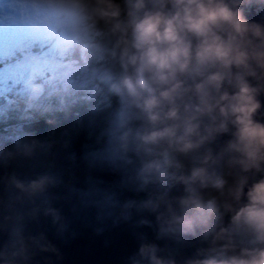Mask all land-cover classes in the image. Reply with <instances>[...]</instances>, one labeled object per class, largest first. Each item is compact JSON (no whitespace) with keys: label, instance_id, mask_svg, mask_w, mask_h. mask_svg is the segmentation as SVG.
I'll list each match as a JSON object with an SVG mask.
<instances>
[{"label":"clouds","instance_id":"1","mask_svg":"<svg viewBox=\"0 0 264 264\" xmlns=\"http://www.w3.org/2000/svg\"><path fill=\"white\" fill-rule=\"evenodd\" d=\"M247 0H56L57 15L100 22L118 65L110 88L141 124L125 132L137 152L152 157L141 174L184 185L167 232L202 228L211 237L204 259L186 264H264V25L249 21ZM230 139L199 166L183 159L216 137ZM224 161L226 171L213 166ZM248 175H235L233 169ZM210 169H212L210 171ZM185 172L187 174L185 175ZM259 174V175H258ZM231 177V179H229ZM164 202V198H159ZM153 208L157 205L153 204ZM227 214L228 224L218 226ZM240 235L246 239L237 242ZM141 247L135 264H174Z\"/></svg>","mask_w":264,"mask_h":264},{"label":"water","instance_id":"2","mask_svg":"<svg viewBox=\"0 0 264 264\" xmlns=\"http://www.w3.org/2000/svg\"><path fill=\"white\" fill-rule=\"evenodd\" d=\"M240 8L249 21L264 25V7ZM37 59L32 53L20 61ZM260 99L264 104V94ZM123 110L117 94L101 107L8 127L36 133L1 146L0 264H135L145 246L174 264L206 258L211 237L202 228L188 234L164 230L168 204L176 214L187 211L178 203L184 185L155 178L145 183L141 169L152 157L137 152L131 138L122 140L141 124L130 114L123 120ZM229 139L222 134L206 143L183 157L186 165L199 166L208 150L216 156ZM213 168L217 175L227 170L223 160ZM227 224L225 214L218 226Z\"/></svg>","mask_w":264,"mask_h":264},{"label":"rangeland","instance_id":"3","mask_svg":"<svg viewBox=\"0 0 264 264\" xmlns=\"http://www.w3.org/2000/svg\"><path fill=\"white\" fill-rule=\"evenodd\" d=\"M55 3L56 0H0V122L6 110L12 107L15 112L13 106L19 101L24 102L20 117L41 113L40 108L45 104L62 109L65 99L56 91L59 83L70 88L69 93L73 95L70 99H93L106 92L101 82L111 80L103 67L87 72L79 80L71 77L73 71L85 65L79 64L69 53L77 45L82 50L92 46L94 30L87 21L80 23L69 15H57ZM51 52L59 57L53 58ZM24 53L37 54L38 60L20 63L19 57ZM36 115L35 119L24 123L65 114L39 118ZM35 133L36 129L22 133L10 128L0 131V151L4 142Z\"/></svg>","mask_w":264,"mask_h":264},{"label":"trees","instance_id":"4","mask_svg":"<svg viewBox=\"0 0 264 264\" xmlns=\"http://www.w3.org/2000/svg\"><path fill=\"white\" fill-rule=\"evenodd\" d=\"M264 7V0H247L245 3V8L247 9H259ZM92 28V27H91ZM93 31V41L92 46H87L86 50H82L80 46H76L75 49H72L69 53L70 56L77 58L79 64H84L85 68L83 69H76L70 75L76 80L81 79L87 72L96 69L98 67H103L104 71H106L109 75V81H102L101 83L104 84L105 93L101 94V96H96L93 99H84L78 97L77 99H70L73 95L70 92V88L66 87L62 83H59V88L56 90L60 93L63 98L65 99V103L62 105V109H57L55 105L51 104L47 106L45 104L43 107L40 108V112L36 115V118L39 117H51L53 115H60V114H68L70 112H78L84 107H101L105 105L107 102L112 100L117 94L111 91V84L119 71L118 65L114 63L109 52L112 48V42L110 38L105 34L104 26L102 23L98 22L95 25V28H92ZM83 40L79 41L82 44ZM86 46V45H83ZM45 54V53H44ZM53 58L59 57L56 54H51ZM86 76V75H85ZM77 96H80L77 94ZM52 100H56V98H52ZM23 104L24 102H20L13 106L15 108V112H12V107L9 110L5 111V115L2 117V122H0V131H7L8 127L18 121H27L35 119V115L33 117H20V114L23 112ZM18 105V106H17ZM178 159H183L178 157ZM184 161V159H183ZM185 163V161H184ZM186 164V163H185ZM223 175V174H219ZM165 181H171L168 178L164 179ZM223 218V217H222ZM222 222V219L220 223Z\"/></svg>","mask_w":264,"mask_h":264},{"label":"snow or ice","instance_id":"5","mask_svg":"<svg viewBox=\"0 0 264 264\" xmlns=\"http://www.w3.org/2000/svg\"><path fill=\"white\" fill-rule=\"evenodd\" d=\"M0 35H2V32H0Z\"/></svg>","mask_w":264,"mask_h":264}]
</instances>
